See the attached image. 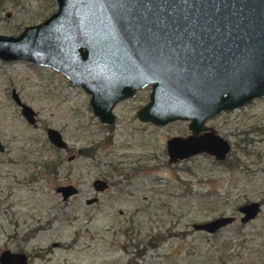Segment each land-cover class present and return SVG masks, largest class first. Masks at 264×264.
<instances>
[{
  "label": "rangeland",
  "instance_id": "obj_1",
  "mask_svg": "<svg viewBox=\"0 0 264 264\" xmlns=\"http://www.w3.org/2000/svg\"><path fill=\"white\" fill-rule=\"evenodd\" d=\"M55 8V0H0V33L17 34ZM11 89L34 110L33 124ZM149 91L117 101L113 122L102 123L60 72L0 59V252H23L28 264H264V96L204 121L230 145L222 160L200 152L169 162L165 140L187 134L188 120H139ZM47 127L66 149L48 142ZM95 177L111 185L94 192ZM65 183L77 193L62 200L54 188ZM251 200L260 209L242 223L237 206ZM219 215L235 219L213 233L191 227Z\"/></svg>",
  "mask_w": 264,
  "mask_h": 264
},
{
  "label": "water",
  "instance_id": "obj_2",
  "mask_svg": "<svg viewBox=\"0 0 264 264\" xmlns=\"http://www.w3.org/2000/svg\"><path fill=\"white\" fill-rule=\"evenodd\" d=\"M55 3L38 23L17 34L0 33L1 60H27L60 72L89 95L90 109L102 123L113 122L117 101L149 85L148 101L135 112L139 120L158 125L188 120L187 135L165 140L169 162L200 152L216 160L225 157L228 141L204 121L264 96V0ZM10 94L32 123L33 109L14 89ZM46 137L53 146L66 145L54 128L46 129ZM92 184L104 186L99 179ZM55 190L65 199L76 188L65 184ZM258 209L255 200L239 205L240 221L253 218ZM232 219L219 215L191 227L213 233ZM0 264L28 263L23 252L4 249Z\"/></svg>",
  "mask_w": 264,
  "mask_h": 264
},
{
  "label": "flooded vegetation",
  "instance_id": "obj_3",
  "mask_svg": "<svg viewBox=\"0 0 264 264\" xmlns=\"http://www.w3.org/2000/svg\"><path fill=\"white\" fill-rule=\"evenodd\" d=\"M144 87V86H143ZM137 91V90H136ZM16 92V91H15ZM17 94V93H16ZM18 95V94H17ZM19 97V96H18ZM20 99V98H19ZM23 102V101H22ZM20 110V109H19ZM34 111V110H33ZM35 114V113H34ZM34 114H33V122H32V124L34 123ZM25 118V117H24ZM28 122V121H27ZM30 123V122H29ZM188 124V123H187ZM47 128H53V127H47ZM46 128V129H47ZM46 129H45V136H46ZM57 130V129H56ZM58 131V130H57ZM59 132V131H58ZM60 133V132H59ZM189 133V132H188ZM187 133V134H188ZM201 133V132H200ZM187 134H185V135H187ZM60 135H61V133H60ZM177 135V134H176ZM178 135H180V134H178ZM185 135H180V136H185ZM172 136V135H171ZM61 137H62V135H61ZM47 138V137H46ZM168 138V137H167ZM166 138V139H167ZM62 139H63V137H62ZM48 140V139H47ZM64 140V139H63ZM65 141V140H64ZM48 142L52 145V143L48 140ZM1 144V143H0ZM65 147L64 148H62V147H58V146H53V147H55V148H58V149H66L67 148V143H66V141H65ZM4 149V147H3V144H1V148H0V152L2 151ZM85 151H86V149H84ZM91 150V149H90ZM85 151H81L80 150V154H84V155H90V154H85ZM78 152V151H77ZM69 156H71L70 157V159H68V157ZM74 157V155L73 154H70V155H68V156H66V159L67 160H71L72 158ZM56 162H45L44 163V166L47 168V169H49V170H54L55 169V167H56ZM95 179H99V180H102L103 182H104V186L102 187V188H99V189H95L94 187H93V181L95 180ZM65 184H71V183H65ZM65 184H59V185H65ZM59 185H56L55 186V188H54V190L56 189V187L57 186H59ZM71 185H73V184H71ZM111 185V182H108L105 178H103V177H95L93 180H92V182H91V186H92V188H93V190H94V192H97V193H102V192H104V190H106L107 188H108V186H110ZM74 186V185H73ZM75 188H76V191L72 194V195H69V196H73V195H75L76 193H77V187L76 186H74ZM57 193H59V195H60V197H61V199L62 200H65V199H67L69 196H67L65 199H63L62 198V194H61V191H57V190H55ZM89 198H93V200L91 201V202H87L86 200L87 199H89ZM98 200V196L97 195H92V196H87V197H85L84 198V203L85 204H92V203H95L96 201ZM255 201H257L258 202V204H259V209H260V201L259 200H255ZM243 204V203H242ZM241 205V204H240ZM239 206V205H238ZM237 206V207H238ZM259 209H258V211H259ZM257 211V212H258ZM238 213H239V217H238V219H239V221H240V217L242 216V214L243 213H241V212H239V211H237ZM257 214V213H256ZM255 214V215H256ZM231 216H233V219L231 220V222L235 219V216L234 215H231ZM254 218V217H253ZM252 219V218H251ZM250 220V219H249ZM248 221V220H247ZM230 222V223H231ZM240 222H242V221H240ZM246 222V221H245ZM242 223H244V222H242ZM149 243L151 244V245H153L154 243H153V240H149Z\"/></svg>",
  "mask_w": 264,
  "mask_h": 264
},
{
  "label": "trees",
  "instance_id": "obj_4",
  "mask_svg": "<svg viewBox=\"0 0 264 264\" xmlns=\"http://www.w3.org/2000/svg\"><path fill=\"white\" fill-rule=\"evenodd\" d=\"M85 154H91V151H90V150H89V151L86 150V151H85ZM231 164H232L231 162H228V163H227V166H229V165H231Z\"/></svg>",
  "mask_w": 264,
  "mask_h": 264
}]
</instances>
